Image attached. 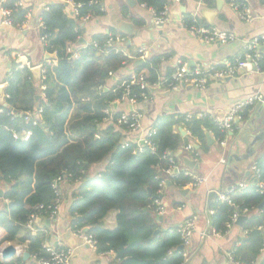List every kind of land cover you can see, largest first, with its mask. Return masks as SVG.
I'll use <instances>...</instances> for the list:
<instances>
[{
	"label": "trees",
	"instance_id": "1",
	"mask_svg": "<svg viewBox=\"0 0 264 264\" xmlns=\"http://www.w3.org/2000/svg\"><path fill=\"white\" fill-rule=\"evenodd\" d=\"M4 1V8L12 11L13 27L21 28L28 14L34 13L33 17L42 24L41 38L46 37L45 51L56 55L57 65L43 67L45 74L40 84L43 87H37L30 70L18 66L12 68L7 80L6 107H0V187L4 192L0 198V229L7 234L3 243L16 245L38 261L49 259L45 250L47 235L33 233L27 225L33 215L50 219L48 208L60 206L62 198V194L56 195L53 184L64 178V183L77 186L69 209L71 228L74 232L88 229L87 234L96 241L97 254H114L113 264H183L180 235L176 229H163L153 206L162 199L163 181L165 186L171 183L178 189L192 182L183 173L167 179L165 172L171 166L170 159L178 163L177 152L192 144L189 138L174 131L181 121L161 119L153 128L151 146L139 144L142 146L139 151L138 144H123L128 131L117 124L121 113L105 115L112 103L131 98L143 102L142 94H150L151 89L144 91L139 84H132L133 77L143 75L149 85L156 84L160 78L159 60L136 67L134 76L116 82L106 93L104 88L109 80L132 65L133 60L130 54L117 51L118 44L108 43L110 38L125 39L114 31L80 44L85 39L82 18L88 15L90 20L101 18L102 4L73 0L81 5L76 16L60 1L38 11L25 3L24 7H16L21 0ZM137 2L160 13L171 1ZM184 23L190 27L193 19L186 17ZM122 48L128 50L126 42ZM39 108L43 113L37 126L10 116L11 111L19 115ZM110 118L113 125L103 126L104 120ZM182 120L190 135L203 143L206 132L213 133L219 141L229 134L208 116ZM25 131L32 132L27 142L14 138V133ZM106 162L102 172L88 178L91 167ZM254 165L259 174L251 173L248 181L264 186V154ZM231 200L238 209L220 201L211 205L214 211L211 228L217 234H226L233 214L248 209V219L242 226L245 238L231 256L238 264H264V258L260 261L264 250L263 191L255 186L237 188ZM111 212L117 213V226L113 230L105 226ZM0 264L24 262L18 257L0 260Z\"/></svg>",
	"mask_w": 264,
	"mask_h": 264
},
{
	"label": "crops",
	"instance_id": "2",
	"mask_svg": "<svg viewBox=\"0 0 264 264\" xmlns=\"http://www.w3.org/2000/svg\"><path fill=\"white\" fill-rule=\"evenodd\" d=\"M21 1L38 11L60 0ZM170 1L171 21L161 28L153 25L149 9L143 8L137 0H103L104 15L84 24L85 43L91 41L94 36L110 34L114 31L125 37L128 50L122 49H125L124 51L130 54L133 60L132 65L123 68L109 80L104 88L106 93L111 91L116 82L134 76L136 67L154 59L159 60L158 72L161 78L172 74L180 64H185L190 70L222 67L227 62L240 59L247 43L255 37L264 35V0H243L255 15L252 24L241 20L225 0L221 9L218 8V0ZM33 14L31 12L28 23L21 28L5 27L1 25L0 6V89H3L4 95L12 68L19 67L21 62L28 61L32 67L40 68L39 73L35 74L31 71L38 88L44 79L43 67L46 64L57 65L56 55L45 51L44 43L41 41L42 29ZM186 17L197 19L202 26L233 33L236 40L225 45H203L183 25L182 22ZM123 24L131 25L132 28L129 29L130 27H125ZM127 32L132 33V36H128ZM128 41H130L129 45ZM121 46L118 45L120 48ZM76 49L78 51L79 47ZM140 49L145 50L146 56L143 64L137 65L136 62L141 59L135 57L139 55ZM262 53L264 55V49ZM18 56L21 57L19 60ZM39 90L42 91V88ZM256 95H262L264 98V73L249 74L240 71L236 76L224 81H211L205 90H197L190 86H181L176 91L156 89L147 102L131 104L125 100L123 103L115 102L110 105L113 114L137 111L142 115L140 132L136 134L127 132L123 140L125 145L128 143L139 145L140 140L164 118L181 121L175 125V133H180L181 129L186 131L185 138H189L193 145V152L186 151L185 148L177 152L178 167H181L182 171H187L189 169L185 166V160L193 161L197 168L190 171L206 178L207 182L196 189L189 186L178 189L173 185H167L163 189L162 196L166 215L160 222L164 230L172 231L183 225L187 219L197 217L190 249L191 256L183 264H238L231 259V255L245 238L243 225L235 224L224 235L209 234L212 229L210 228L212 215L209 216V210L217 200V198L213 199V193H223L239 183L252 184L248 181L249 175L253 174L251 167L254 166L255 160L264 154V104H257L244 111L242 119L227 135L226 147L222 146L211 132H206L210 136L211 143L207 137L205 143L192 137L185 129L182 119L189 116L199 119L203 116L220 119L236 104ZM105 125H113L112 119L104 120L103 126ZM106 165L107 162L91 167L87 173L88 178L102 172ZM2 188L0 187V190ZM76 188L77 186L73 184H62L60 188L62 198L57 216L53 219L40 218L39 222L35 223L36 228L31 230L33 233L42 232L47 235L46 247L74 248L71 264H113L114 254L99 255L74 236L69 209ZM116 216V212L110 213L105 220L106 228L110 230L116 228ZM6 236V232L0 229V244ZM5 244L7 242L3 243L1 248ZM263 258L264 250L260 261ZM24 263L38 264L32 257L29 262Z\"/></svg>",
	"mask_w": 264,
	"mask_h": 264
},
{
	"label": "built area",
	"instance_id": "3",
	"mask_svg": "<svg viewBox=\"0 0 264 264\" xmlns=\"http://www.w3.org/2000/svg\"><path fill=\"white\" fill-rule=\"evenodd\" d=\"M180 0H176V2H179ZM199 2H204V0H197ZM227 5L232 8L237 15L240 17L241 20L248 24H252L255 21V15L253 14L252 10L248 7V5L243 0H225ZM60 2L65 3L66 5L70 6L69 9L74 15H78V11L81 8V5L75 4L73 0H60ZM103 0H94L92 3L95 5L102 4ZM4 0H0V6H1V12H2V20L1 25L5 27H12V11L10 9L4 8ZM23 1H19L16 3V7H24ZM143 8H147L145 5H142ZM148 9V8H147ZM151 15H152V22L155 27L161 28L165 25L169 24L171 21L170 17V10L169 6L165 7V9L157 13L152 9H149ZM31 17V12L27 16V21L24 23L27 24L29 18ZM91 17L85 16L82 18L83 23H88L90 21ZM183 25L187 28L189 33L197 39L201 44L203 45H212V44H220L225 45L230 42H234L236 40V36L233 33H228L226 31L220 30L215 27H206L199 24V21L197 19H193V25L190 27H187L182 22ZM23 25V26H24ZM22 26V27H23ZM40 27L42 28V24H40ZM41 41L44 43L46 41V37H42ZM125 40L123 38L117 37V38H110L108 43L110 45H122L124 44ZM95 46H97L95 44ZM119 47L117 51H121L124 53V55L128 56V54ZM264 49V35L260 37H255L252 40H250L247 45L245 46V50L243 53V56L236 60L235 62H227L222 67L218 68H196L194 70H190L187 68L185 64H180L176 70L170 75V77L165 78H159V81L154 85H149L146 82V79L143 75L135 76L133 77L132 84L136 83L141 86L142 90H148V89H161V90H168V91H176L181 86H190L194 87L197 90H205L208 84L211 81H224L226 79L232 78L237 75L240 71H245L246 73L253 74V73H264V55L262 53V50ZM71 51L70 49H68ZM139 59L144 60L146 54L144 49L139 50ZM21 57L18 56V60ZM20 69H28L30 71L34 70L35 68L32 67V65L27 62H21L19 64ZM129 87L127 86V89ZM129 90V89H128ZM4 101L8 98L7 96H4ZM143 102H147L151 99V93L149 94L144 93L142 94ZM131 104L138 103L135 98L131 99H125ZM264 103V98L262 95H256L248 97L247 99L239 102L236 104L223 118H214V123L226 133H230L233 131L235 124L238 123L242 119V114L245 110L255 107L257 104ZM0 107H3L0 104ZM43 111L42 109H37L34 111H28L25 113L17 114L14 111H11L10 116L12 119H16L18 117L23 118L25 122L32 123L33 126H37L40 124V118ZM112 109L111 107L107 108L105 110L106 116H112ZM205 117V116H203ZM202 118V117H201ZM111 119V118H110ZM110 119H106L109 121ZM187 120H191V116L186 118ZM117 124L119 126L126 127L127 131L132 134L139 133L142 128V115L137 112L133 111L131 113H121L120 117L117 120ZM155 135V132L151 130L144 138L140 140L141 145H147L151 146L149 139ZM32 136L31 131H25L23 133H14V138L16 140H22V141H28L30 137ZM220 144L224 147H226L227 141L226 138L220 141ZM139 151H142V146L138 145ZM186 151L193 152L194 148L192 144H189L185 147ZM170 168L167 169L166 175L167 179H174L178 174L183 173L185 176H188L191 178V183L188 185L192 189H196L199 186L205 184L207 182L206 178L197 176L192 171H182L181 167H178V163H176L175 160L172 158L170 159ZM252 172L256 175L259 174V170L254 165L251 167ZM64 183V178H58L54 184L53 189L57 196H61V185ZM258 187L259 190L263 191L264 193V186L263 184L259 185H249L248 183H239L228 190L224 191L223 193H217V200L222 203H227L228 205L235 206V204L231 200V194L237 189H245L248 187ZM161 187L164 189L165 181L161 183ZM155 208V213L158 218L164 217L166 215V208L163 204V200H156L153 204ZM59 207L48 209L51 210L50 219H53L57 216ZM236 209H238L237 206H235ZM44 207H38V210H43ZM214 211L210 209L209 215H213ZM249 214L248 209H243L242 211L237 210L233 216L231 217L230 222L227 225V232L238 222V220L241 217H246ZM39 220L38 215H33L30 218V221L27 225L29 229L33 228L34 223H36ZM197 223V217L193 216L185 221L183 225L176 228L177 233L180 235L182 244V256L184 258V262H187L190 258L191 254V244L193 235L195 233ZM209 234L212 235H220L217 234L213 229L210 230ZM75 238L81 242L84 245L89 246L91 249L96 251V241L95 239L88 235L87 233H84V230H79L74 232ZM46 252L50 255L49 259L40 260L38 261L35 257H33V260L36 261L38 264H71L72 257L74 255V248L72 247H64V248H58V249H52L50 247H45ZM22 252V249L20 250ZM233 260V258L231 257ZM234 261V260H233ZM27 264V263H24Z\"/></svg>",
	"mask_w": 264,
	"mask_h": 264
},
{
	"label": "water",
	"instance_id": "4",
	"mask_svg": "<svg viewBox=\"0 0 264 264\" xmlns=\"http://www.w3.org/2000/svg\"><path fill=\"white\" fill-rule=\"evenodd\" d=\"M224 5V2H223V0H218V8L219 9H221L222 8V6ZM68 6V5H67ZM68 8L70 9L71 7L70 6H68ZM125 27H130L129 29H131L132 28V26L131 25H127V24H123ZM128 33V36H132V33H129V32H127ZM129 43H130V41H128V45H129ZM80 44H85V40L83 39V40H81L80 41ZM136 64L137 65H141V64H143V60H138L137 62H136ZM33 71V73H39L40 72V68H35L34 70H32ZM154 91V89H151V93ZM5 95H4V92H3V89H0V104L3 106V107H6V103H5V101H4V97ZM262 104H264V103H262ZM180 133H181V135L183 136V137H185L186 135H187V133H186V131H184V130H180ZM206 137H207V139H208V141L211 143L212 141H211V139H210V136L208 135V134H206ZM185 166H186V168L187 169H189V170H194L195 168H197L196 167V164L193 162V161H190V160H185ZM168 186H171L172 184L171 183H168L167 184ZM183 192V191H182ZM3 190L1 189L0 190V198H2V196H3ZM151 193V192H150ZM213 195V199H216V197H217V193H213L212 194ZM210 211V210H209ZM210 216V215H209ZM160 219V221L163 219V217H160L159 218ZM247 217H241L239 220H238V222L236 223V225H238V226H242L246 221H247ZM211 221V220H210ZM38 222H39V220H38ZM211 225H212V223H211ZM210 228H211V226H210ZM88 229H84V233H88ZM180 249L182 250L183 249V247H180ZM22 257V260H23V262H29L30 261V259H31V255L29 254V253H27V252H23V253H21V251H20V249L17 247V246H15V245H13V244H10V243H7V244H5L1 249H0V258H1V260L2 261H11V260H13V259H15V258H18V257ZM115 256V255H114ZM33 264V263H32Z\"/></svg>",
	"mask_w": 264,
	"mask_h": 264
},
{
	"label": "bare ground",
	"instance_id": "5",
	"mask_svg": "<svg viewBox=\"0 0 264 264\" xmlns=\"http://www.w3.org/2000/svg\"><path fill=\"white\" fill-rule=\"evenodd\" d=\"M22 258V257H21Z\"/></svg>",
	"mask_w": 264,
	"mask_h": 264
}]
</instances>
